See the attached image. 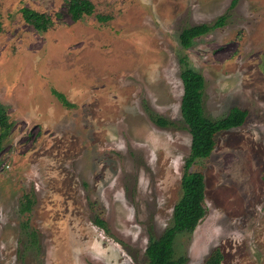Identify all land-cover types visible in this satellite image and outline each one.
<instances>
[{
    "label": "rangeland",
    "instance_id": "obj_1",
    "mask_svg": "<svg viewBox=\"0 0 264 264\" xmlns=\"http://www.w3.org/2000/svg\"><path fill=\"white\" fill-rule=\"evenodd\" d=\"M92 1L96 13L74 21L66 0H0V101L14 121L0 154V264H150L191 152L183 56L205 76L210 117L235 105L248 117L194 165L207 211L176 255L203 264L219 245L223 264H264V0ZM23 6L53 25L37 30ZM222 14L224 25L181 44L182 28Z\"/></svg>",
    "mask_w": 264,
    "mask_h": 264
},
{
    "label": "trees",
    "instance_id": "obj_2",
    "mask_svg": "<svg viewBox=\"0 0 264 264\" xmlns=\"http://www.w3.org/2000/svg\"><path fill=\"white\" fill-rule=\"evenodd\" d=\"M237 0H234V4ZM66 11L74 21L83 19L86 15L96 13V5L92 0H66ZM24 20L33 25L39 31L48 30L54 23L52 16L44 11H39L30 6L21 7ZM101 21H107V16L98 13ZM228 15L222 14L212 22H203L189 25L180 31V42L185 48L193 45L195 39L204 35L218 26L227 22ZM183 64L181 78L184 84V92L181 101V113L191 135L192 144L189 157L186 159L182 175L183 193L174 206L173 223L160 235H150V241L146 248L150 264H184L186 256L176 255V239L183 233L195 231L206 214V183L205 173L194 168L200 159L211 156L217 145L216 136L221 131L242 125L248 117V110L238 105L233 106L229 112L219 118H212L206 113L204 104V88L206 79L204 74L191 66L187 56L181 57ZM53 92L67 106L73 103L67 96L53 88ZM155 123L160 126H168L171 121L160 113H151ZM14 121L6 104L0 101V154L4 140L9 136ZM25 208L31 209L33 199L30 193L24 194ZM97 223L105 226V220L96 219ZM224 253L221 246H215L206 257L203 264H223Z\"/></svg>",
    "mask_w": 264,
    "mask_h": 264
},
{
    "label": "flooded vegetation",
    "instance_id": "obj_3",
    "mask_svg": "<svg viewBox=\"0 0 264 264\" xmlns=\"http://www.w3.org/2000/svg\"><path fill=\"white\" fill-rule=\"evenodd\" d=\"M157 124V123H156ZM158 125V124H157ZM160 126V125H159ZM161 127H165V126H161ZM101 226V225H100Z\"/></svg>",
    "mask_w": 264,
    "mask_h": 264
}]
</instances>
